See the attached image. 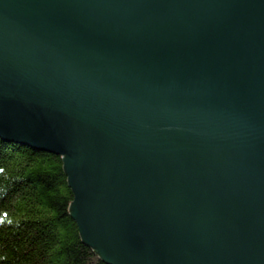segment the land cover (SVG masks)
<instances>
[{"label": "water", "instance_id": "1", "mask_svg": "<svg viewBox=\"0 0 264 264\" xmlns=\"http://www.w3.org/2000/svg\"><path fill=\"white\" fill-rule=\"evenodd\" d=\"M0 139L109 264H264V0H0Z\"/></svg>", "mask_w": 264, "mask_h": 264}, {"label": "trees", "instance_id": "2", "mask_svg": "<svg viewBox=\"0 0 264 264\" xmlns=\"http://www.w3.org/2000/svg\"><path fill=\"white\" fill-rule=\"evenodd\" d=\"M63 158L0 139V264H109L71 214Z\"/></svg>", "mask_w": 264, "mask_h": 264}]
</instances>
